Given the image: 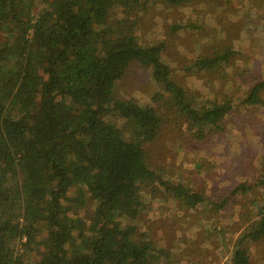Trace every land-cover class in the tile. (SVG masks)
Listing matches in <instances>:
<instances>
[{"label": "trees", "instance_id": "1", "mask_svg": "<svg viewBox=\"0 0 264 264\" xmlns=\"http://www.w3.org/2000/svg\"><path fill=\"white\" fill-rule=\"evenodd\" d=\"M190 1L40 0L35 13L37 0H0V34L15 38L10 46L0 43V264H159L156 257L173 264L178 258L139 226L146 209L141 182L153 177L168 184L149 165L146 146L181 119L193 130L219 129L233 100L226 97L228 106L189 95L163 59V43L142 42L139 26L159 2ZM235 54L228 46L191 67L225 77ZM135 62L150 70L157 87L150 103L125 104L111 93ZM263 94L261 79L237 106H264ZM108 116L129 134L101 125ZM250 192L241 183L215 208L239 204V195ZM173 194L183 208L203 202L182 183ZM89 200L96 208L85 216ZM250 202L256 212L247 211L232 264H251L249 247L264 237V202Z\"/></svg>", "mask_w": 264, "mask_h": 264}, {"label": "rangeland", "instance_id": "2", "mask_svg": "<svg viewBox=\"0 0 264 264\" xmlns=\"http://www.w3.org/2000/svg\"><path fill=\"white\" fill-rule=\"evenodd\" d=\"M212 1L192 0L181 5L159 2L139 26L142 42L163 43V59L189 95H202L228 106L226 97L233 100L219 129L193 130L181 119L167 123L161 135L146 146L149 165L157 175H164L168 184L153 177L141 182L146 209L139 226L157 244L178 251L173 264H232L229 260L237 236L247 224V211L256 208L250 201L264 202V183H258L264 173V106H237L250 87L264 79V3ZM13 42L14 37L0 34V43L10 46ZM228 46L236 54L229 57L225 77L220 70H192L191 63L197 58ZM156 91L150 70L135 62L111 93L125 104H146L153 101ZM100 124L129 134L112 116ZM245 182L251 186L249 195H239V204L230 200L217 211L215 204ZM181 183L200 194L203 202L183 208L173 194ZM83 206L85 216L96 208L93 200L84 201ZM248 254L251 264H264V237L250 245ZM155 259L160 264V259Z\"/></svg>", "mask_w": 264, "mask_h": 264}, {"label": "built area", "instance_id": "3", "mask_svg": "<svg viewBox=\"0 0 264 264\" xmlns=\"http://www.w3.org/2000/svg\"><path fill=\"white\" fill-rule=\"evenodd\" d=\"M24 240H25V238H24Z\"/></svg>", "mask_w": 264, "mask_h": 264}]
</instances>
